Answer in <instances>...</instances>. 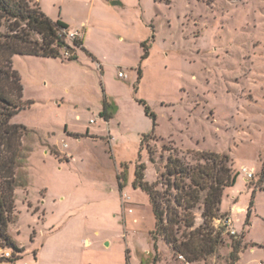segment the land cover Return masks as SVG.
I'll use <instances>...</instances> for the list:
<instances>
[{
  "label": "rangeland",
  "instance_id": "rangeland-1",
  "mask_svg": "<svg viewBox=\"0 0 264 264\" xmlns=\"http://www.w3.org/2000/svg\"><path fill=\"white\" fill-rule=\"evenodd\" d=\"M39 3L74 29L66 37L76 53L70 34L83 40L87 28L92 56L80 49L75 61L14 58L33 104L12 123L32 131L31 150L9 228L24 252L5 261L14 252L0 240V264H264V0ZM197 151L228 155L240 175L225 188L214 222L218 229L230 221L223 244L188 263L162 238L155 249L150 199L134 181L138 166L154 183L170 153L194 163L189 153ZM196 223H203L198 211ZM55 228L54 238L67 231L69 244L42 248ZM234 239L241 241L237 261Z\"/></svg>",
  "mask_w": 264,
  "mask_h": 264
},
{
  "label": "trees",
  "instance_id": "trees-1",
  "mask_svg": "<svg viewBox=\"0 0 264 264\" xmlns=\"http://www.w3.org/2000/svg\"><path fill=\"white\" fill-rule=\"evenodd\" d=\"M68 31L69 25L63 20H53L42 11L39 0H0V240L14 252L12 259H4L8 262H17L24 252L9 228L15 218L16 190L28 185V178L21 179L19 170L29 157L31 149L25 146V139L32 132L24 125L13 124L12 119L33 104L24 99L22 78L14 67V58L21 55L78 60L76 51H66L70 47ZM73 44L86 50L82 39L75 38ZM109 108L105 100L102 116L107 121L113 117ZM146 114L156 118L148 107ZM149 152L154 162V152ZM189 154L194 163L170 153L154 183L145 179L144 166H138L134 187L149 196L155 218L151 233L155 249L162 238L175 254L188 263H198L214 255L224 242L225 226L216 229L214 222L222 217L225 188L234 186L240 174L232 170L228 155L213 151ZM126 179L123 174L120 189ZM197 211L203 220L199 226ZM232 247V259L237 261L241 241L234 239Z\"/></svg>",
  "mask_w": 264,
  "mask_h": 264
},
{
  "label": "crops",
  "instance_id": "crops-1",
  "mask_svg": "<svg viewBox=\"0 0 264 264\" xmlns=\"http://www.w3.org/2000/svg\"><path fill=\"white\" fill-rule=\"evenodd\" d=\"M124 3V2H123ZM61 19V18H60ZM62 20V19H61ZM70 30H74V29H72V28H69ZM75 30H79V29H75ZM86 35H87V28H86V32H85V37H84V39H83V41L84 40H86ZM80 49H78L77 50V53H78V51H79ZM103 70H104V68H103ZM105 121H107V120H105ZM110 121V120H109ZM106 123V122H105ZM107 123H109V122H107ZM89 130V132L91 133V134H96V135H98L99 133L98 132H93L91 129H88ZM62 228V227H61ZM61 228H55V230L54 231H52L51 232V237H49V240H45V242H44V244H42V248L43 247H45V245H50V244H52V247H63L64 245H67V244H69V239L67 238L69 235V233L66 231H63L62 233L63 234H61L60 235V237L59 236H57V237H55L54 238V236H56V234H58V233H60L59 231H60V229ZM71 235V234H70ZM53 237V238H52ZM108 239V238H107ZM107 245H110V244H108L107 243ZM40 253L39 252H37L36 253V255H34V257H35V259H38V255H39ZM65 257H67L66 255H65Z\"/></svg>",
  "mask_w": 264,
  "mask_h": 264
},
{
  "label": "built area",
  "instance_id": "built-area-1",
  "mask_svg": "<svg viewBox=\"0 0 264 264\" xmlns=\"http://www.w3.org/2000/svg\"><path fill=\"white\" fill-rule=\"evenodd\" d=\"M77 36H78V32H73V33L70 34V37L73 38V39L77 38ZM119 77L125 78V74L121 72V73H119ZM243 171L247 175L248 179L254 178V173L249 172L246 168H244ZM224 223H225V225H224L225 227H227V226L229 227V224L228 223H230V221L227 220ZM234 234H235V231H234ZM6 256L9 259L10 253L7 252L6 253Z\"/></svg>",
  "mask_w": 264,
  "mask_h": 264
},
{
  "label": "water",
  "instance_id": "water-1",
  "mask_svg": "<svg viewBox=\"0 0 264 264\" xmlns=\"http://www.w3.org/2000/svg\"><path fill=\"white\" fill-rule=\"evenodd\" d=\"M66 51H68V53H70V54H74L75 53V49L73 47H71V46L69 48H67Z\"/></svg>",
  "mask_w": 264,
  "mask_h": 264
}]
</instances>
